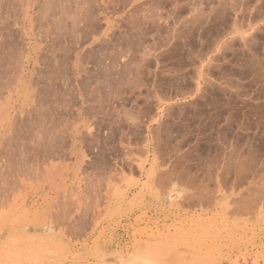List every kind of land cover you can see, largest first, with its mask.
Masks as SVG:
<instances>
[{"label": "rangeland", "instance_id": "rangeland-1", "mask_svg": "<svg viewBox=\"0 0 264 264\" xmlns=\"http://www.w3.org/2000/svg\"><path fill=\"white\" fill-rule=\"evenodd\" d=\"M22 4L0 13L19 47L41 30ZM100 7L67 82L44 48L18 91L23 48L0 61V264H264V0ZM112 52L113 87L94 63Z\"/></svg>", "mask_w": 264, "mask_h": 264}, {"label": "bare ground", "instance_id": "bare-ground-1", "mask_svg": "<svg viewBox=\"0 0 264 264\" xmlns=\"http://www.w3.org/2000/svg\"><path fill=\"white\" fill-rule=\"evenodd\" d=\"M38 0H0V13L2 14H5V16L7 17V15L8 14H10V12L11 13H13V11H15V8L17 7L16 5H18V4H21V3H23L22 5H24V3H25V6L26 7H24L25 9L23 10V20H22V25H26L27 23H28V26H29V28H30V31L33 29L32 28V25L34 24L35 25V23L37 22V21H35V20H33L32 21V23L33 24H31V19L33 18V17H36V16H33L31 19H29L30 21H28V18H29V11H32L31 9L32 8H35L36 6L38 7V8H40V9H37L36 11L37 12H34V13H38V11H39V13H41V14H39V16L41 15V25H39V24H37L38 26H40V28L39 27H37V28H39V29H41L40 30V32L39 33H35V35H37L38 36V41H37V38H36V40H35V37H33V33H31L30 32V36L29 37H27L28 39H27V41L25 42V44H23V42H22V46L23 47H21V45H20V47H19V44L20 43H18V41H17V38H16V40L13 38L14 36L12 35V31H8V32H10V34H8V35H5V33H4V31H2V30H5L6 29V27H8L9 25L8 24H6V23H4V20H2L3 19V16L2 15H0L1 17L0 18H2L1 20H0V45H3L4 43H6V41H7V43H8V46H2V47H9L10 46V49H8L9 50V54H5V52H4V54H2L1 55V52H0V58H1V63H2V61H4V62H7L8 63V61H11L12 62V60L13 59H17V57H19L18 55L16 56L15 55V53H14V51H16V49H20V48H23V50H22V52H23V54H22V56L23 57H21L20 59L22 60V61H20L21 63H20V65L18 66V68H17V66H14V67H16L15 69V71H16V78H17V81H16V89L15 90H17L18 91V88L19 87H21L20 85H24V79H26V78H29V77H31V74H32V71L33 70H30V63H32V62H35V60L37 59V57L38 56H40L41 55V53H40V55H36V52L38 51V49H42V48H44V54H45V56H44V54L42 55V56H44L43 58H45L46 60H47V62L48 63H52V65H54V67L57 69V71H55L56 73L58 72V70H60L61 69V67L62 68H64L63 66H60V65H62V58H64V57H69V53H70V57L69 58H71V52H72V50L74 49V47H76V45H78L77 43H78V35H80L79 37H80V41H82V39H85L86 37H88V32L90 33H92L91 35H93V33L96 35V34H100V32H101V35H102V33H103V31H101V29L103 28V26H100L101 25V21H99L98 19L100 18V17H102V16H100L99 17V13H98V15H97V11L99 10V7L100 6H102V8H104V9H106V6H107V8L108 7H114V6H117V5H119V4H122L123 5V3H124V0H102V1H99V2H97V3H99V5L96 3L95 4V2L97 1V0H95V2H90V0H88L89 2V4L91 3V5H89V6H87L86 4V2H84L85 0H80V1H82V2H84V3H86V4H84V3H81L80 1L79 2H77V1H72V0H42V3L40 2L39 4H40V6L38 5V2H37ZM41 1V0H40ZM94 1V0H93ZM22 5H19V7L17 8V9H19L20 7H22ZM85 5V6H84ZM31 8V9H30ZM101 8V7H100ZM102 8L100 9V10H102ZM138 9V8H137ZM134 11V10H133ZM82 12H85V15H83V16H81V17H83V18H80V15L82 14ZM99 12V11H98ZM15 13V12H14ZM19 13H20V11H19ZM17 14V13H16ZM10 15H12V14H10ZM10 15H8L9 16V18H10ZM15 15V14H14ZM22 15V14H21ZM34 15V14H33ZM36 15V14H35ZM84 16H85V18H84ZM87 16V17H86ZM22 17V16H21ZM38 17V16H37ZM147 17V16H146ZM12 18V17H11ZM15 18V17H14ZM148 18V17H147ZM7 19H8V17H7ZM33 19H35V18H33ZM37 19V18H36ZM38 19H40L39 17H38ZM37 19V20H38ZM100 19H102V18H100ZM137 19V18H136ZM11 20V19H10ZM13 20V19H12ZM16 20V19H15ZM7 20H5V22H6ZM18 21H21V20H19V17H18ZM104 21L105 22H107V19L104 17ZM128 21H130V20H128ZM148 21V20H147ZM136 22V21H135ZM13 23V22H12ZM19 22H17V24H18ZM38 23V22H37ZM131 23H133V22H131ZM147 23V22H146ZM149 23V22H148ZM15 24V23H14ZM20 24V23H19ZM125 24V23H124ZM150 24H152V23H149V25ZM7 25V26H6ZM33 25V26H34ZM36 25V26H37ZM106 25H107V23H106ZM131 25V24H130ZM35 26V27H36ZM10 27V26H9ZM17 27V26H16ZM127 27V26H126ZM4 28V29H3ZM131 28V27H130ZM27 30V29H26ZM103 30V29H102ZM6 31V30H5ZM37 32V30L35 29L34 30V32ZM7 32V33H8ZM19 32V31H18ZM21 32V31H20ZM19 32V33H20ZM33 32V31H32ZM18 33V34H19ZM22 33V32H21ZM80 33V34H79ZM129 33V32H128ZM14 34V33H13ZM14 35H16L17 36V34H16V32H15V34ZM20 35V34H19ZM7 36H8V38L11 36H13L12 38H11V40L10 41H8V39L6 40V38H7ZM27 36V35H26ZM82 36V37H81ZM90 36V35H89ZM136 36H138V35H136ZM93 37H96V36H94L93 35ZM100 37V36H99ZM20 38V37H19ZM21 38H23V40H24V37H21ZM20 38V40H22ZM78 40H77V39ZM89 38H92V37H89ZM89 38H86V41H87V39H89ZM101 38V37H100ZM99 38V39H100ZM124 38V37H123ZM126 38V37H125ZM10 39V38H9ZM94 39V38H93ZM102 39V38H101ZM29 40V41H28ZM118 40V39H117ZM93 41L94 40H92V43H93ZM97 41H99V40H97ZM96 41V42H97ZM103 41V40H102ZM101 41V42H102ZM124 41V40H123ZM83 42V41H82ZM84 42H85V40H84ZM84 42L83 43H81L82 45L84 44ZM42 44V46H41V44ZM87 43V42H86ZM89 43V42H88ZM98 43V42H97ZM100 43V42H99ZM123 44L125 43V41L124 42H122ZM80 44V45H81ZM90 44V43H89ZM106 44V43H105ZM99 46L100 45H98V47H96V48H98L99 49ZM1 47V48H2ZM80 47V46H79ZM84 47V46H83ZM94 47V49H96ZM102 47V46H101ZM130 47V46H129ZM14 48H16L15 50H14ZM78 48V47H77ZM77 48H75L74 50H76ZM93 49V50H94ZM97 49V50H98ZM102 49V48H101ZM101 49H99L98 51H100ZM3 50L4 49H1V51L3 52ZM7 50V51H8ZM43 50V49H42ZM93 50H91L92 52H94ZM97 50H95V51H97ZM4 51H6V50H4ZM40 51V50H39ZM77 51L79 52L80 50L78 49V50H76V51H73V53H75L74 54V56H72L73 57V59H72V62L70 63V61L71 60H69V61H67V63L69 62L70 64V66H68V67H70V68H67V67H65L66 69H70L71 71H72V73H71V71H70V75L69 76H71V75H73V73H76L75 72V69L78 67V64H77V67H76V63H78L79 61H78V58H77ZM85 51V50H84ZM84 51H82L83 53H84ZM87 51V50H86ZM88 51H90V49H88ZM90 51V52H91ZM97 51V52H98ZM133 51H135V50H133ZM19 52V51H18ZM89 52V54H91ZM114 52V51H113ZM110 53V54H108V56H109V59H110V63H111V67H110V64L107 66V68L106 67H103L102 66V64H103V62H102V60L99 58H97L98 60H95L96 62H94L95 64H97V62L99 63V65H100V68H97V67H99V66H97L96 68L97 69H100V71H102V74H103V76H102V78L104 77L106 80H108V82H109V80H110V82L108 83V86H110V84H111V78H113V77H116L115 76V74H114V76H113V73L114 72H118L117 73V75H119L120 76V72H119V70H117V64H115V63H117L118 61H116V60H118V58H119V56H117L116 57V55L114 54V53ZM42 53H43V51H42ZM82 53V54H83ZM119 53H121L120 51H118V54ZM39 54V53H38ZM79 54V53H78ZM88 54V52H87V54L85 55L84 54V56H88L89 55ZM117 54V53H116ZM121 55V54H120ZM133 55H134V53H133ZM41 56V57H42ZM78 56H82V55H78ZM131 56V55H130ZM39 58V57H38ZM43 58H41V61L43 60ZM83 58V57H82ZM131 58H133V57H131ZM19 59V58H18ZM80 59H81V57H80ZM135 59V58H134ZM14 60V61H15ZM38 60V59H37ZM45 60V61H46ZM64 60V59H63ZM39 61V60H38ZM78 61V62H77ZM116 61V62H115ZM3 62V63H4ZM16 62V61H15ZM15 62H13V64L15 63ZM37 62V61H36ZM64 62H65V60H64ZM0 63V64H1ZM19 63V62H18ZM41 63H43V62H41ZM10 64V63H9ZM66 64V63H65ZM94 64V65H95ZM2 65V64H1ZM11 65V64H10ZM45 65V64H44ZM47 65H49V64H47ZM59 65V66H58ZM115 65H116V67H115ZM126 64H122V69H124V67L126 68L127 66H125ZM3 66V68L5 67V64H3L2 65ZM2 66H0V67H2ZM42 66V65H41ZM51 66V65H50ZM49 66V67H50ZM96 66V65H95ZM94 66V67H95ZM119 66H121V65H119ZM13 67V68H14ZM49 67H46V69L48 68V71L50 70V71H52ZM93 67V68H94ZM113 67H115V69L117 70V71H115V69H112ZM3 68H0V69H2L3 70ZM45 68V67H44ZM64 68V69H65ZM95 68V69H96ZM119 68H121V67H119ZM7 69V68H6ZM43 69V68H42ZM65 69V70H66ZM87 68H85V70H86ZM94 69V70H95ZM1 70V71H2ZM64 70V71H65ZM68 70H66V72L68 73ZM0 71V72H1ZM77 71V70H76ZM122 71H124V70H122ZM39 72H40V70H39ZM42 73H43V71H41ZM45 72H46V70H45ZM44 72V73H45ZM55 72H53L52 71V73H50V75H46V74H44L43 75V77H45V75H46V81H49L48 80V77L50 76V78H51V75L53 74V73H55ZM66 72H64V74L66 73ZM85 72V71H84ZM87 72V71H86ZM85 72V73H86ZM47 73H49V72H47ZM59 73H61V72H59ZM62 73H63V71H62ZM124 73V72H123ZM58 74V73H57ZM56 74V75H57ZM98 74H99V72H98ZM97 74V75H98ZM101 74V73H100ZM55 74H54V77H59L60 78V74H58L57 76H56ZM63 75V74H62ZM77 75V74H76ZM39 76L40 77H42L40 74H39ZM48 76V77H47ZM65 76V75H64ZM66 76H68V75H66ZM112 76V77H111ZM39 77V78H40ZM53 76H52V78H54ZM15 78V79H16ZM67 78V77H66ZM75 78H76V76H75ZM101 78V77H100ZM116 79V78H115ZM115 79H114V81H115ZM40 80H41V78H40ZM44 80V79H43ZM43 80H41L40 82L42 83V81ZM59 80V79H58ZM60 80H61V82H63V81H65V82H67L66 80H63V78L61 79L60 78ZM68 80V79H67ZM20 81V82H19ZM51 81H52V79H51ZM53 81H56L57 82V79L55 78V80H53ZM82 81V80H81ZM81 81L79 80V82L81 83ZM50 82V81H49ZM49 82H47V86H48V84H49V86H54L53 84L51 85ZM78 82V83H79ZM116 82V84H117V80L115 81ZM115 82H113V83H115ZM76 83L77 82H75L74 83V85L76 86ZM78 83H77V85H78ZM61 84V83H60ZM65 84V83H64ZM63 84V85H64ZM45 85V83L42 85L43 86V88H42V86H41V88L44 90V87L46 86H44ZM67 84H65V87H67L66 86ZM69 85V84H68ZM84 85V84H83ZM99 85V84H98ZM112 85V84H111ZM61 86V85H60ZM59 86V88H57V89H55L54 87L52 88V91L53 90H55V92L56 93H58L59 92V95H60V93H62L61 92V87ZM75 86H73V87H75ZM81 87L80 88H82V84L80 85ZM85 86V85H84ZM84 86H83V88H84ZM99 86H101V85H99ZM105 86V85H104ZM1 87V86H0ZM69 87V86H68ZM71 87V86H70ZM77 87V86H76ZM102 87H103V85H102ZM112 87H113V85H112ZM47 88V87H46ZM62 88H63V86H62ZM79 88V86H78V88H77V90H81ZM82 88V89H83ZM88 88V87H87ZM87 88H85V89H87ZM41 89V90H42ZM48 89V88H47ZM49 89H50V87H49ZM66 89V88H65ZM64 89V90H65ZM68 89V88H67ZM72 89V88H71ZM98 89H100V88H98ZM97 89V90H98ZM12 91H13V88L11 89ZM43 90H42V92H43ZM51 90V89H50ZM49 90V91H50ZM58 92H57V91ZM63 90V89H62ZM52 91H51V93H52ZM75 91V90H74ZM73 91V92H74ZM79 91H77V93H79ZM85 92L86 91H88V90H84ZM14 92V91H13ZM54 91H53V93H55ZM65 92V91H64ZM64 92H63V94H64ZM73 92H72V90H71V93L73 94ZM83 92V91H82ZM44 93V92H43ZM48 91L46 90V92H45V94L46 95H44V96H47L48 94ZM70 93V92H69ZM74 93H76V92H74ZM68 94V93H67ZM83 94V93H82ZM62 95V94H61ZM64 95H66V94H64ZM74 95V94H73ZM54 97L56 96V97H58L57 96V94L55 95H53ZM61 97V96H60ZM59 98V97H58ZM62 98H63V96H62ZM59 99H61V98H59ZM63 100V99H62ZM98 102H100V101H98ZM178 169V168H177Z\"/></svg>", "mask_w": 264, "mask_h": 264}, {"label": "crops", "instance_id": "crops-1", "mask_svg": "<svg viewBox=\"0 0 264 264\" xmlns=\"http://www.w3.org/2000/svg\"><path fill=\"white\" fill-rule=\"evenodd\" d=\"M153 183H155V184H157L158 185V183H160V185H161V188H160V192H157L158 194L157 195H159L160 196V198L161 199H163V198H167V199H170V198H172V197H174L175 196V194L176 193H178V191H177V189H179V184L180 183H178V182H174L173 183V185H175L176 184V186H174L173 187V185L172 186H170V187H163L164 185V182H162V180L161 179H155V181L153 182ZM185 186V185H184ZM187 189H189V191H190V189L191 188H193V187H195V185H194V181L191 179V178H189V183H188V185L187 186H185ZM179 194H181L180 192H179ZM178 198H183L182 197V195H180V196H177ZM175 198V197H174ZM174 200V199H173ZM181 201V200H180ZM166 202H168L167 200H165V203ZM179 202V201H178ZM163 203V201L161 200V201H159V204H162ZM191 206H195L194 204H190L189 205V207H191Z\"/></svg>", "mask_w": 264, "mask_h": 264}]
</instances>
